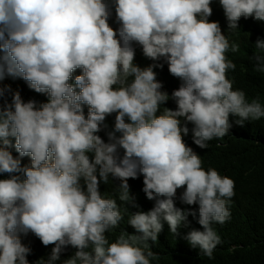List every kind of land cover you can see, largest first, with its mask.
Returning <instances> with one entry per match:
<instances>
[{"label": "clouds", "instance_id": "9594fccd", "mask_svg": "<svg viewBox=\"0 0 264 264\" xmlns=\"http://www.w3.org/2000/svg\"><path fill=\"white\" fill-rule=\"evenodd\" d=\"M219 3L229 29L241 17L264 21V0ZM211 4L0 0V264H29L30 243L52 250L43 264H56L68 246L76 251L62 264H152L150 241L164 222L176 236L196 215L175 206L178 189L183 203L199 205L204 229L185 238L213 258L222 243L213 225L230 219L235 182L205 170L180 118L206 149L229 133L230 116L238 124L260 120L264 104L234 90L228 73L236 64L227 53L239 45L209 20ZM254 46V71L264 74V40ZM161 60L184 82L171 95L154 70ZM169 100L176 110L161 111ZM113 119L105 142L97 133ZM141 175L147 198H164L129 216L135 233L110 242L106 234L124 217L115 199L102 196L101 183L120 181L119 200L139 207L128 181Z\"/></svg>", "mask_w": 264, "mask_h": 264}, {"label": "trees", "instance_id": "16d2710c", "mask_svg": "<svg viewBox=\"0 0 264 264\" xmlns=\"http://www.w3.org/2000/svg\"><path fill=\"white\" fill-rule=\"evenodd\" d=\"M213 14L210 21L218 22L222 32L230 43L239 45L237 52L228 51L227 56L236 64L234 71L230 70L228 78L233 81L234 90L240 89L246 93L249 101L259 97L264 104V74L254 71V62L251 59L255 52V43L264 40V21H258L254 17H241L237 29H229V22L219 0H212ZM113 27L117 28L115 16L112 17ZM139 45H134V47ZM154 63L148 60L147 65ZM164 66L154 69L157 80L163 85L162 91L169 95L178 89L184 82L174 77L168 69L167 63L161 60ZM163 107L176 110L177 105L169 100ZM181 119V127L185 125L189 132L183 135L186 144L193 148L202 158L205 170L215 168L222 176H227L235 182V196L232 198L230 208V219L224 224H214L213 227L221 237L222 243L214 250L213 258L199 253L198 248H193L185 238L192 230L203 231L198 223L199 205H187L183 203L180 196L184 189H178L174 197L175 206L185 212L195 211L196 215H188L178 228V235L170 232L169 225L164 222V228L159 234L156 242L150 241L151 250L156 254L152 264H264V118L254 121L245 120L238 124L237 116H230L232 127L223 138H214L208 142L206 149H201L193 142L194 125ZM102 131L97 133L108 142L107 132L114 130L115 119L104 122ZM119 135V134H118ZM90 158L92 154H89ZM121 155L123 151L121 150ZM120 181H113L111 177L107 184L101 183L102 196L115 199L119 205L123 220L118 228L107 233L110 242H114L121 232L135 233V229L128 225V218L132 213L138 211L147 212L154 208L157 197L149 200L143 191V176L129 179L130 195L135 198V204L121 202L119 200ZM31 249L27 259L29 264H43L50 257L52 250L45 246L25 244ZM55 247V245H54ZM76 250L68 246L62 253L60 261L71 257Z\"/></svg>", "mask_w": 264, "mask_h": 264}]
</instances>
